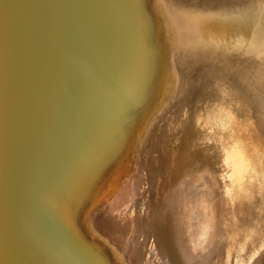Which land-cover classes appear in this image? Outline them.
Listing matches in <instances>:
<instances>
[{"label":"rangeland","instance_id":"374dc122","mask_svg":"<svg viewBox=\"0 0 264 264\" xmlns=\"http://www.w3.org/2000/svg\"><path fill=\"white\" fill-rule=\"evenodd\" d=\"M120 1L123 2V6H130L133 10L132 16L136 18L134 22L145 24L146 41L143 47L145 53L130 63L124 60L128 63L129 69L125 75L121 74L118 77L114 95L120 100L109 106L111 116L108 125V129L110 128L108 144L105 146L103 156L97 154L95 159L90 158L78 169V176L73 178L74 181L68 188L71 205L67 207L68 202L65 205L68 210L67 216L77 224L81 239L94 244L95 264H169L170 261L173 264H264V185H262L264 144H261L263 140L258 142L252 153L253 150L249 146L254 142L250 143L244 138L246 133L240 126L241 122L238 121L239 124L233 122L234 119L236 121V117L240 116L241 120L244 118L237 110L241 104L248 105L243 101L245 92H236L237 95L233 96L221 90L223 86L234 88L242 84L252 90L248 94L256 92L264 96V77L260 75L257 78L258 69L255 71L256 74L250 73V70L243 73L234 70L241 47L246 52L250 40L248 38L254 32L257 34L260 32L259 13L243 15V10L246 11L247 6L238 0L210 2L206 11L216 21H212L209 28L204 25L201 27V24L198 27L191 25L190 28L193 29L190 33L195 36V43L193 49L189 51L186 49H189L190 45L183 46L188 54L186 53L181 60L182 67L176 68L171 54L169 55L177 75L180 74V79L174 80L173 76L165 72L164 65L161 67L164 53L165 56L168 55V44L164 28L162 25L157 26L160 15L156 12L157 4L152 6L155 0H119L117 3ZM123 9H120L121 15ZM198 17L200 21L201 17ZM241 26L245 27L242 28L243 31L235 34L234 30L238 32ZM187 30L189 28H186V33ZM189 42L192 43L191 40ZM123 43L127 45L126 38ZM209 50L212 51L211 54ZM260 51L261 49L254 55L260 56L264 63V53ZM217 57L221 61L216 63ZM201 62L215 66L208 69L207 76L204 78L202 76L200 82H189L188 78L195 73L190 66L200 65ZM125 69L126 66H123L118 70L121 72ZM247 78L248 83H241V80ZM171 80L173 81L170 84ZM158 81L161 87L156 90ZM167 82L170 84L168 92L162 90ZM145 88L149 89L148 97L145 96ZM121 91L127 93L123 98ZM260 99L264 97L257 98ZM209 105L212 108L208 107ZM241 114L246 116L248 123H252L248 110ZM155 115H159L160 120L156 123L157 128L153 126L151 132L149 126ZM115 116L114 121H111ZM198 117L199 121L196 119ZM254 117L258 120L253 121L250 126L251 133L254 130L262 132L264 122L259 121L263 117V111H257ZM196 121L197 124H194ZM158 136L159 139L155 142ZM248 137L252 138L253 134ZM236 146L239 150L243 149L251 166L245 170L248 172L247 177L243 175V171L238 177L248 183L245 190L248 189L249 193L251 191L245 196L241 194L243 191L235 192L230 182V175H233L234 169L229 165L227 156L235 153L232 150ZM240 156L244 158L242 154ZM150 162L155 165L152 166ZM151 166L154 168L151 169ZM197 168L203 173L197 174ZM195 172L199 177L195 176ZM187 191L196 194L190 195ZM189 195L190 198L194 195V199L192 198L194 201L187 200ZM91 213L101 217V223H107V231L100 232L102 235L99 230H90L93 221L87 219ZM122 215L123 219L127 217L124 222L122 219V222L119 220ZM81 220H84L83 226L89 233L82 229L83 226L81 227V223L78 222ZM111 221L115 224H111ZM120 223H125L126 226ZM128 229L131 233H127ZM124 232L129 235H125ZM155 236L161 239L157 241L165 243L164 250L160 242V245H157L162 251L158 250ZM190 241L192 244H186ZM152 245L154 247L156 245V249ZM166 253L168 254L165 255Z\"/></svg>","mask_w":264,"mask_h":264},{"label":"water","instance_id":"95a60500","mask_svg":"<svg viewBox=\"0 0 264 264\" xmlns=\"http://www.w3.org/2000/svg\"><path fill=\"white\" fill-rule=\"evenodd\" d=\"M117 1L0 0V264H95L65 205L145 53V24Z\"/></svg>","mask_w":264,"mask_h":264},{"label":"bare ground","instance_id":"6f19581e","mask_svg":"<svg viewBox=\"0 0 264 264\" xmlns=\"http://www.w3.org/2000/svg\"><path fill=\"white\" fill-rule=\"evenodd\" d=\"M219 0H155V2H153V4H152V6H156V4H157V10H156V12H158V14L160 15V18H159V20H157V26L159 25V26H161L162 25V27L164 28V33H165V38L167 39V44H168V51H167V53H168V55H166V56H168V61H167V59H166V56H165V53H164V55H163V59H161V62L163 63L162 64V66L161 67H163V65H164V69H165V72L166 73H168L169 75H171V76H173V79L175 80V78L176 79H180V74H178L177 75V71H176V69H175V66H176V68H181L182 67V64H181V60L183 59V57L185 56V55H187L188 53H187V51H189L191 48L193 49V44L195 43V36L193 37V33H190L191 31V29H193V28H190L191 27V25H194L193 27H195V26H199L200 24H201V27L204 25V26H206V28H209V27H211V22L212 21H216V19H214V17H212L211 16V14H209V13H207V11H206V8L207 7H209L208 6V4L211 2H215V3H217ZM238 1H240L241 3H243V4H245V6H247V8H246V11L245 10H243L244 12H243V15H246L247 14V16H248V14H251V15H253L255 12H258L259 13V18H258V23H259V26H260V32L257 34L256 32H254V34H252L251 35V37H249L248 39H250L249 40V46H247V51L245 52V49L244 50H242V47H241V49H240V51H239V57L237 58V63H236V66H235V69L234 70H239V73H243V72H247V71H249L250 73H252V74H256L255 73V71H257V69H258V77L257 78H259V76L260 75H262L263 77H264V63H262V60H260V56L259 57H257V56H255L254 54L255 53H258V51H259V49H261V51H260V53H264V0H238ZM220 3V2H219ZM225 3H228V2H225ZM231 3V2H230ZM229 3V4H230ZM234 3V2H233ZM228 5V4H227ZM250 7V8H249ZM219 9V8H218ZM211 10V9H210ZM222 11H224V10H222ZM241 11V10H240ZM250 11V12H249ZM132 12H133V10H132ZM209 12V11H208ZM219 12H221V11H219ZM217 13H218V11H217ZM134 14V12L132 13V15ZM221 14V13H220ZM226 14V13H225ZM238 14V13H237ZM214 15H216V13L214 14ZM233 15V14H232ZM235 15V14H234ZM239 15V14H238ZM237 15V17H239ZM198 16H200L201 17V20L199 21V17ZM218 16V15H217ZM229 16V15H228ZM223 17H224V15H223ZM133 18H134V16H133ZM197 18H198V21H196L197 20ZM134 19H136V18H134ZM237 19V18H236ZM243 19V18H242ZM225 21V20H224ZM248 21H250V19L248 20ZM135 24V27H136V30H137V34H138V37H139V41H140V44H142L141 43V35H140V31H139V26H138V24L137 23H134ZM170 24H171V26L172 27H170ZM227 24V23H226ZM229 24V23H228ZM212 25H213V23H212ZM225 26V25H224ZM186 28H189V30H187V33H186ZM242 28H245V27H242L241 26V28L239 29V31L238 32H235L236 30H234V33L235 34H237V33H240V32H242L243 31V29ZM196 29V28H195ZM202 30V29H201ZM198 32V31H197ZM137 34H135L134 36H135V38L137 39ZM161 35V34H160ZM201 35V34H200ZM238 36V35H237ZM254 37V38H253ZM247 38V37H246ZM245 38V39H246ZM189 40H191L192 41V43L190 44V42H189ZM186 44H188V45H190L189 46V49L187 48L186 50L187 51H184V49H183V46L185 47V45ZM211 48V47H210ZM217 50V49H216ZM187 53V54H186ZM209 53L211 54L212 53V51H210L209 50ZM171 54V55H170ZM220 54H221V52H220ZM169 55H170V57H172L173 58V61L175 62V66H173L172 64H171V62H170V60H169ZM192 55V54H191ZM222 55V54H221ZM252 55H253V57H252ZM165 56V57H164ZM217 56H218V54H217ZM187 58V57H186ZM218 61H221V59L219 58V57H217V61H216V63L218 62ZM184 65V64H183ZM263 65V66H262ZM211 66H215V64H209V65H206V64H203V62H201L200 63V65L199 64H194V65H192V66H190V67H192L193 68V70H192V72H194L195 71V73L193 74V76H191L190 78H188V81L189 82H192V81H194L195 83H197L198 81L200 82L204 77H206L207 76V72H208V69H211ZM216 67H219V66H217L216 65ZM191 68V69H192ZM234 70L233 71H231V73L232 72H234ZM236 72H238V71H236ZM156 73H154V76L156 77V75H155ZM218 75H220V73H218ZM175 76V77H174ZM202 76H203V78H202ZM159 78V77H158ZM158 78H157V80H158ZM173 80H171V81H169L170 82V84H171V82H172ZM169 82H167L166 84H165V86H164V88L162 89V90H164V91H167L168 92V90H169V87H170V84H169ZM249 82V79L247 78L246 80H241V83H248ZM146 87H148V86H146ZM161 87V83L158 81V84H157V88H156V90L158 89V88H160ZM148 90L149 89H147V88H145V90H144V92H145V96H147L148 97V95H149V93H148ZM221 90L223 91H225V92H228V93H230V94H232L233 96H234V94L235 95H237V93L236 92H238V93H241V91L244 93V99H243V101H245L246 103H248V105H246V104H241V106L239 107V109L237 110V112H238V114H240V115H242L244 118H242V120L241 119H239L240 118V116H239V118L238 117H236V121H235V119L233 120V122H234V124H235V122L236 123H238L239 124V122H241L242 123V125H240L242 128H243V132H245L246 134V136L244 137L246 140H249V142L251 141H253L254 143L252 144L253 145V147H252V145H250L249 146V148L251 147V150H253V152L250 150V152H252V153H254V149H255V147L257 146V143L258 142H260L261 140H263L262 142H261V144H264V129H263V131L262 132H260L259 130H258V128H256L258 131H252V133H251V129L252 128H250V126L252 125V123H253V121H257L258 120V118H255L254 116H255V114H256V112L257 111H263V117H262V119L259 121V122H264V99H260V100H257V98L258 97H264V96H261L260 94H258V93H256V92H254V93H251V94H248V92H251L252 90L251 89H249V88H247V87H244V85H242V84H240L239 86H237V87H234V88H231V87H229V86H223V87H221ZM160 91V90H159ZM232 91H235V93L234 92H232ZM148 93V94H147ZM206 94V93H205ZM208 95V94H207ZM203 97H205V96H203ZM202 97V98H203ZM242 97V96H241ZM207 98V97H206ZM236 99L238 98V96L237 97H235ZM209 99V98H208ZM204 100H206V99H204ZM208 100H206V102H207ZM205 102V101H204ZM203 102V103H204ZM203 103H202V105H203ZM208 107H211V105H209ZM207 107V108H208ZM212 108V107H211ZM242 109H244V110H242ZM199 110H201V109H199ZM204 110H206V109H204ZM247 111L248 110V115H249V119H251L252 120V123L250 124V123H248V119L246 120L245 118H246V116L245 115H243V114H241L243 111ZM211 111V110H210ZM210 111H208L209 113H210ZM200 112V111H199ZM207 114V113H206ZM204 115V114H203ZM201 116V115H200ZM237 116V115H236ZM154 119H155V121H154ZM196 119H198V121H199V117L198 118H196ZM158 120H160L159 119V115H155L154 116V118H153V120H152V122H151V124H150V126H149V128H150V130H151V132H152V127L154 126V128L156 129L157 128V126L158 125H156V123H157V121ZM239 121V122H238ZM199 123V122H198ZM194 124H197V121H196V123H194ZM162 125V124H161ZM244 126V127H243ZM162 133V132H161ZM164 133V132H163ZM249 133H251L250 135H249ZM253 134V137L252 138H250V137H248V136H251ZM248 135V136H247ZM164 137H165V134L163 135ZM151 137H152V135H151ZM167 137V136H166ZM165 137V138H166ZM168 138V137H167ZM166 138V140H168ZM152 139L154 140V138L152 137ZM158 139H159V136L158 137H156V140H155V142L156 141H158ZM151 140V139H150ZM161 140H163V138L161 139ZM192 142V141H191ZM250 142V143H251ZM207 143V142H206ZM262 148H264V146L262 145ZM154 150V149H153ZM158 150V149H157ZM208 151V150H207ZM233 152H235L234 154H237V155H234V154H229L228 156H227V161H228V163H229V165H231V167L234 169V172H233V175L231 176L230 175V177H231V179H230V182L232 183V185H233V188L235 189V192H238V190H239V192L240 191H243L241 194H243L244 196H245V194H248L249 192L247 191V190H245V187H248V183L246 182V181H244V180H241V179H239L238 177H240L241 176V174H242V171H243V175L244 176H246L247 177V173L248 172H245V170L246 169H250V162H249V159H248V157H247V159H246V154H244L243 153V149H241V150H239L238 149V146H236V147H233V150H232ZM263 152H260V154H262ZM240 154H242L243 155V157L244 158H241V156H240ZM154 155V154H153ZM151 158V157H150ZM154 158V157H153ZM152 158V159H153ZM191 158V157H190ZM150 160V159H149ZM154 160V159H153ZM193 161V160H192ZM199 162V161H198ZM151 163V165L152 166H154L155 164H153L152 162H150ZM155 163V162H154ZM185 165V164H184ZM194 165V164H193ZM202 165V164H201ZM151 166V169L152 168H154V167H152ZM200 166V165H199ZM246 166V167H245ZM156 167V166H155ZM208 167V166H207ZM229 167V166H228ZM204 168V167H203ZM157 169V168H156ZM156 169H154V170H156ZM166 169V168H165ZM198 169V172H197V170H196V172H197V174L198 173H200V174H202L201 172H199V168H197ZM208 169V168H207ZM181 170V169H180ZM192 170V169H191ZM206 170V169H205ZM228 170H231V169H228ZM153 171V170H152ZM150 172V173H152L153 174V172ZM188 171H190V170H188ZM192 171H194V170H192ZM247 171V170H246ZM196 172H195V176H197V177H199V175H197L196 174ZM231 172V171H230ZM159 173V172H158ZM178 173H179V171H178ZM182 173V172H181ZM184 173H185V171H184ZM207 173H208V171H207ZM183 174V173H182ZM185 174H187V173H185ZM252 174H253V172H252ZM158 175V174H157ZM177 175V174H176ZM184 175V174H183ZM188 175V174H187ZM189 175H190V173H189ZM182 176V175H181ZM190 176H193L192 174L190 175ZM251 176V175H250ZM139 177V176H138ZM175 177V176H174ZM203 178V177H202ZM201 178V179H202ZM206 178V177H205ZM235 178H237V179H235ZM179 179V178H178ZM189 179H191L190 177H189ZM189 179H187V180H189ZM229 179V178H228ZM181 180V179H180ZM139 181V180H138ZM161 181H162V179H161ZM175 181V180H174ZM201 181V180H200ZM199 181V184L201 183V182H204V180L203 181H201L200 182ZM209 180H207V182H208ZM173 182V181H172ZM177 182V181H176ZM175 182V183H176ZM191 182V181H190ZM195 182H196V180H195ZM198 182V181H197ZM196 182V183H197ZM207 182H205V183H207ZM263 182H264V177H263ZM174 183V184H175ZM194 183V182H193ZM193 183H191V185L193 184ZM190 183H188V185H189ZM194 185V184H193ZM192 185V186H193ZM209 185V184H208ZM237 185V186H236ZM262 185H264V183L262 184ZM133 186V185H132ZM197 186H199L198 184H197ZM204 186H206V185H204ZM134 187V186H133ZM133 187H131V188H133ZM191 187V186H190ZM190 187H189V189H190ZM169 189V188H168ZM188 189V190H189ZM196 189H197V187H196ZM263 189H264V187H263ZM209 190H210V188H209ZM237 190V191H236ZM245 190V191H244ZM196 190L194 189V192H195ZM198 191V190H197ZM188 193L187 194H190V195H192V194H196V193H192L193 191H187ZM190 192V193H189ZM204 192V190L201 192V193H203ZM250 193H251V191H250ZM249 193V194H250ZM197 194H198V192H197ZM206 194V193H205ZM236 194V193H235ZM190 195H189V197H188V199L187 200H189V199H191V201L194 199V195L190 198ZM237 195V194H236ZM127 196V195H126ZM207 196V195H206ZM210 196V195H209ZM128 197V196H127ZM118 198V197H117ZM123 198V197H122ZM193 198V199H192ZM197 198V197H196ZM244 198V197H243ZM124 199V198H123ZM122 199V200H123ZM120 202H121V200H119ZM119 201H117V202H119ZM190 201V200H189ZM189 201H187L188 203H189ZM194 201V200H193ZM237 201V200H236ZM238 201H240L239 199H238ZM237 201V202H238ZM242 201H244V200H242ZM115 202V201H114ZM119 202V203H120ZM192 203V202H191ZM243 203V202H242ZM190 204V203H189ZM196 204H197V202H196ZM115 205H117L116 203H115ZM121 205V204H120ZM124 205V204H123ZM243 205H244V203H243ZM261 206H263V205H261ZM121 207V206H120ZM119 207V208H120ZM190 207V206H189ZM241 207V206H240ZM239 207V208H240ZM113 208V207H112ZM243 208H245V206H243ZM249 208V207H248ZM253 209V208H252ZM260 209V208H259ZM114 210V209H113ZM118 211V210H117ZM115 212H116V210H115ZM206 212V211H205ZM257 212H258V210H257ZM96 213V212H95ZM95 213H91L90 214V216L88 217V219L87 220H91V221H93V223L91 224V229L90 230H92V229H94V230H99V233L101 232L102 233V231H107V223L106 222H100V218L101 217H99L98 215H96ZM117 213V212H116ZM254 213V212H253ZM259 213H261L260 211H259ZM259 213H258V216H260L259 215ZM105 214H106V212H105ZM105 214H103V215H105ZM117 215V214H116ZM191 215V214H190ZM113 216V215H112ZM119 216V215H118ZM118 216H117V218H118ZM125 216V215H124ZM212 216H214V215H212ZM115 217V216H114ZM263 217V216H262ZM125 218H126V220H127V217L125 216ZM124 218V219H125ZM264 218V217H263ZM112 219V218H111ZM115 219H116V217H115ZM115 219H114V221H115ZM123 220V222L124 221H126V220H124L123 219V215H122V218H119V220L122 222V220ZM212 219H213V217H212ZM216 219V218H215ZM258 219V218H257ZM118 220V219H117ZM116 220V221H117ZM211 220V219H210ZM250 220V219H249ZM103 221V220H102ZM113 221V220H112ZM111 221V222H112ZM221 221V220H220ZM256 221V220H255ZM79 223H81V227L84 225V220L82 221H78ZM89 222V221H88ZM128 222V221H127ZM230 222V221H229ZM251 222V221H250ZM249 222V223H250ZM261 222V221H260ZM117 223H119V222H117ZM210 223V225H211V222H209ZM232 223V222H231ZM262 223V222H261ZM111 224H115V223H111ZM121 224V223H120ZM120 224H118V226H120ZM127 224V223H126ZM213 224V223H212ZM121 225H125V223L123 224H121ZM130 225V224H129ZM261 225V224H260ZM264 225V224H263ZM114 226V225H113ZM118 226L116 225V227L115 228H118ZM126 226V225H125ZM156 227H157V225H155ZM154 226V227H155ZM263 227V226H262ZM84 228V229H83ZM114 228V229H115ZM120 228V227H119ZM118 228V229H119ZM158 228V227H157ZM157 228H155V230L157 229ZM161 228V227H160ZM207 228V227H206ZM252 228H253V226H252ZM82 229L84 230V232H88L89 233V231H88V229L85 227V226H83L82 227ZM118 229H116V230H118ZM162 229V228H161ZM215 229V228H214ZM261 229V228H260ZM121 230H123L122 229V227H121ZM129 231L127 232V233H129L130 232V229H128ZM159 230V232H160V229H158ZM249 230V229H248ZM119 231V230H118ZM127 231V230H126ZM165 231H166V228H165ZM259 231V230H258ZM120 232V231H119ZM122 232V231H121ZM155 232H157V231H155ZM247 232V231H246ZM100 233V234H101ZM125 233V232H124ZM124 233H123V235H124ZM127 233H125V235L127 234ZM131 233V232H130ZM190 233V232H189ZM157 234V233H156ZM162 234V233H161ZM163 234H165V233H163ZM191 234V233H190ZM102 235V234H101ZM127 235H129V234H127ZM155 235V234H154ZM160 235V234H159ZM196 235V234H195ZM217 235V234H216ZM258 235H259V233H258ZM109 236V235H108ZM158 236V235H157ZM161 236V235H160ZM159 236V237H160ZM247 236V235H246ZM110 237V236H109ZM127 237V236H126ZM126 237H124V238H126ZM156 237V236H155ZM154 237V238H155ZM190 237V236H189ZM188 237V238H189ZM259 237V236H258ZM157 239H156V241L158 240V239H160V238H158V237H156ZM162 238V237H161ZM166 238V237H165ZM187 238V239H188ZM129 239H130V236H129ZM162 239H164V238H162ZM235 239V238H234ZM161 240V239H160ZM157 241V243L155 242V244L157 245V244H159V242H160V244H163V242H161V241ZM189 240V239H188ZM187 240V241H188ZM257 240V239H256ZM256 240H254V241H256ZM206 241V240H205ZM253 241V242H254ZM204 242V241H203ZM252 242V243H253ZM188 243H191V241L190 242H187L186 244H188ZM255 243H257V242H255ZM159 244V245H160ZM165 244V243H164ZM162 245L163 246V250H164V247H165V245ZM169 244V243H168ZM192 244V243H191ZM190 244V245H191ZM203 244V243H202ZM156 245H155V247H156ZM159 245H157V248L159 247V251H162L161 249H160V246ZM198 245H199V243H198ZM161 246V247H162ZM188 246V245H187ZM187 246H186V248H187ZM193 246L195 247V245L193 244ZM254 246H256V245H254ZM124 247V246H123ZM152 247L153 248H155L154 247V245H152ZM189 248H191L190 246H189ZM156 249V248H155ZM197 249H198V247H197ZM254 249V248H253ZM253 249H251V250H253ZM263 249H264V246H263ZM262 248H261V250L260 251H262L263 250ZM121 250V249H120ZM165 250H167L166 248H165ZM171 250V249H170ZM194 250V249H193ZM117 251V250H116ZM169 251V250H168ZM173 251H174V249H173ZM164 253H165V251H163ZM137 253V252H136ZM153 253H155V252H153ZM174 253V252H173ZM261 253V252H260ZM159 254V253H158ZM168 253H166L165 255H167ZM137 255H139V253L137 254ZM152 255V254H151ZM259 255V254H258ZM257 255V256H258ZM249 256V255H248ZM131 257V256H130ZM251 257V256H250ZM132 258V257H131ZM253 258V257H252ZM256 258V257H255ZM254 258V259H255ZM121 259V258H120ZM140 259V258H139ZM166 259H168V258H166ZM253 259V260H254ZM167 262V261H166ZM168 263H169V261H168ZM177 263V262H176ZM122 264V263H121ZM169 264H173L171 261H170V263ZM243 264V263H242Z\"/></svg>","mask_w":264,"mask_h":264}]
</instances>
